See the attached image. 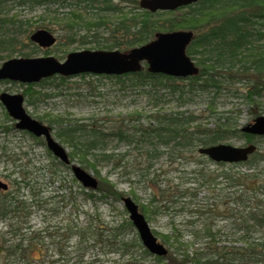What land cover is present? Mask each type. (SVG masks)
Wrapping results in <instances>:
<instances>
[{
  "label": "trees",
  "instance_id": "1",
  "mask_svg": "<svg viewBox=\"0 0 264 264\" xmlns=\"http://www.w3.org/2000/svg\"><path fill=\"white\" fill-rule=\"evenodd\" d=\"M8 1L27 6L55 3L58 6L66 5L67 12L59 13L56 9L53 15L61 26L59 28L67 32L63 38L73 41L77 37L80 45L94 42L95 45L89 49L127 51L152 40L159 32L184 29L193 33L186 54L194 60L198 73L184 78L187 80V88L177 83L183 78L151 73L145 62L136 72L117 76L85 73L76 75L80 78L116 80L123 87L135 88L142 95H150L149 100L153 99L155 107L162 100L163 94L160 91L165 87L182 103L188 102L185 100H189L196 91L211 92L213 98L221 91H229L231 94H240L247 103L254 105L257 111L252 112L253 114H258L259 107L264 104V0H198L173 11L154 13L141 9L138 6L139 0H0V56L3 58L10 57L17 51V45H20L16 40L17 33H25L22 29L23 22L2 12V5ZM43 27L51 29L47 24ZM19 54L28 55L23 52ZM70 78L54 75L39 83L53 84L55 87L65 84ZM22 85H25L23 93L28 99L39 94L34 89L37 83ZM208 108L207 115L189 109L166 111L155 108L144 115L136 111L127 114L128 119L125 116L123 119L110 120L106 126L99 124L97 120L89 123H64L60 117L42 119L47 121L52 131L57 126L55 138L69 148L70 161L77 158L83 169L90 168L94 171L98 180L97 187L88 190L82 187L84 199L120 201L126 196L125 193L101 176L97 169L100 161H112L116 158L115 153L109 150L112 142L141 149L145 155H149L160 148L174 152L184 151L185 148L195 151L199 146L226 142L233 136L244 138L246 143L254 139L253 135L243 132L236 121L229 117H218L212 126L204 123L202 119L215 112L211 102ZM36 140L45 146L43 138ZM58 162L70 168V165ZM215 164L224 167L223 170L217 173L209 170L202 174L205 178L200 185L213 183L217 187L219 180H223L226 187L232 189L226 193L228 199L221 204L207 202L203 206L204 210L196 209L197 215L207 217L197 225L194 219H188L186 225L193 227L189 237L178 230L155 233L166 244L167 254H151L126 218L109 228L96 223L78 228L77 223H69L65 226L67 234L66 237L63 234L64 240L80 234L79 241H86L85 248H79L80 257L77 256V261L72 264H82V261L84 264H264V147L257 148L244 162ZM239 166L243 169L237 168ZM154 191L155 189L149 203H139L141 212L147 218L155 214L154 204L157 200V203L173 200L170 196L174 192L169 189H158L156 193ZM3 193L4 199L10 202L0 203V213L5 215L9 210L16 213L25 209L26 204L17 199V192ZM57 197L63 205L75 198L71 191ZM31 200V204L37 203L35 195ZM10 206L12 209H9ZM158 207L160 205L156 209ZM218 213L233 218L237 231L232 233V237L220 239L219 231L209 222V217ZM19 231L16 228L13 230L15 234ZM261 231L263 234H259ZM44 238V235L34 230L26 231L15 243H9L10 239L0 237V258L4 260V264H9L5 261L12 256L21 259L24 264H41L42 257L47 255L43 247ZM89 239L91 242H88ZM56 246L58 258L67 259L66 246ZM89 247H97V251L90 252L92 257L85 260ZM114 252L119 256L117 259L105 262L99 258ZM53 262L54 260H50L48 264Z\"/></svg>",
  "mask_w": 264,
  "mask_h": 264
},
{
  "label": "rangeland",
  "instance_id": "2",
  "mask_svg": "<svg viewBox=\"0 0 264 264\" xmlns=\"http://www.w3.org/2000/svg\"><path fill=\"white\" fill-rule=\"evenodd\" d=\"M56 9L59 13L68 11L66 5L58 6L56 3L27 6L15 1L5 2L2 5V12L23 22L22 29L25 33L23 31L17 33L16 40L20 43L17 45V51L10 57L0 56V64L13 57L45 56V52L63 61L67 53L95 45L94 42L80 45L76 40L77 37H74L73 41L63 38L67 32L59 28L61 26L53 16ZM45 24L51 28L50 30L57 38L56 43L47 49L40 48L28 38L30 33ZM11 29L15 28L11 27ZM100 33L103 36L102 31ZM19 51L28 53V55L23 56L19 54ZM177 83L186 87L187 80L184 79ZM24 87L25 85L19 82H0V91L12 94L22 93ZM34 89L39 91V94L29 99L25 97L24 107L32 117L40 119L45 124L48 123L42 117H60L64 123L68 121L89 123L97 120L99 124L106 126L109 125L108 121L123 119L129 113L137 111L144 115L155 108H162L166 111L189 109L207 115L210 102L215 112L206 119H202L209 126H212L218 117H229L236 121L239 128L251 123L256 115H264V104L259 107L258 114H253L252 112L257 111L254 105L247 103L240 94H231L229 91H221L214 98L211 92L196 91V94L190 96L189 100H185L188 102L182 103L165 87L160 91L163 94L162 100L155 107L153 99L149 100L150 95H142L135 88L123 87L121 83L113 79L98 80L94 77L76 76L71 77L65 84H58L55 87L53 84L37 83ZM56 129L57 126H54L52 131L54 136ZM36 138L15 128L14 121L5 116V109L0 104V180L8 184V191L12 194L17 192V199L26 204L24 210L20 209L16 213L10 210L5 215L0 213V237L10 239L9 243H15L26 231H38L45 236L43 247L48 255L42 257L41 264H48L50 260H54L53 264H72L77 261V256L80 257L79 248H85L86 241H79L80 234H74L65 241L63 238V234L65 233V237L67 234L65 226L69 223H77V227L80 228L89 223H96L98 226L109 228L117 225L124 218L128 219V212L119 200L84 199L81 193L82 186L74 179L70 168L60 164L59 160L50 152L48 153V149L39 144ZM226 142L234 146H242L245 144V139L233 136ZM251 142L255 143L257 148L264 147V139L258 136L254 137ZM66 148L69 151V148ZM109 150L115 153L116 158L112 161H100L97 169L101 176L109 179L118 190L131 197L138 204L140 211L139 203L143 205L149 203L153 197V189L155 193L158 189H169L174 192V195L170 196L173 200L160 203H157L159 201L157 200L154 204L155 214L148 218L145 217L154 234L178 230L179 233L189 237L190 229L193 227L186 225L188 219H194L197 225L204 222L207 217L203 214L197 215L196 209L204 210L203 206L207 202L223 203L228 199L226 193L232 190L226 187L223 180H219L217 187L213 183L200 185L205 178L202 174L208 173L209 170L217 173L224 167L216 165L207 156L200 154L197 148L195 151L185 148L180 152L160 148L145 155L141 149L128 147L120 142H112L109 144ZM72 161L80 166L82 164L77 158ZM237 168L243 169L240 166ZM86 171L94 174L90 168ZM69 191L73 193L74 201L63 205V202L58 201L57 196L65 195ZM3 194V191H0V203H9L10 201L4 199ZM33 195L37 203L31 204ZM157 205H160V208L156 209ZM9 209H12V206ZM209 222L215 225V230L219 231L220 239L232 237V233L237 231L233 218L227 214L218 213V215L210 216ZM15 228L20 229L16 234L13 232ZM156 234L157 239L162 242ZM259 234H263V231ZM88 242L91 240L89 239ZM56 244L66 246L65 257L67 259L58 258ZM87 245L89 246V243ZM164 245L167 248L166 244ZM94 250L97 251V247L88 248L89 252L85 260L89 259V256L92 257L90 252ZM118 257V254L114 252L99 258L106 262V260L110 261ZM5 262L24 264L15 256ZM0 264H4L1 258Z\"/></svg>",
  "mask_w": 264,
  "mask_h": 264
},
{
  "label": "water",
  "instance_id": "3",
  "mask_svg": "<svg viewBox=\"0 0 264 264\" xmlns=\"http://www.w3.org/2000/svg\"><path fill=\"white\" fill-rule=\"evenodd\" d=\"M198 0H139L141 9L155 12L173 10L179 6L190 5ZM190 30H173L159 32L155 38L126 52L118 49H82L67 53L63 61L54 56L13 57L5 60L0 66V81L11 80L22 83L38 82L58 74L64 77L83 73L95 75H123L139 71L142 62L147 64L151 73H159L173 77H188L198 73L195 62L186 54V48L192 40ZM29 40L40 47H50L56 36L47 29L34 30ZM0 102L8 115L16 121L15 128L26 131L34 137H43L46 148L70 170L75 179L85 188L95 189L98 180L93 173L70 161L68 150L52 134L50 127L32 118L23 107V96L0 92ZM241 130L248 134L264 135V115H258L253 122L242 126ZM256 150V144L242 146L219 142L208 146H199L197 151L210 160L219 163H239L246 161ZM6 182L0 180V189H7ZM128 212V218L136 229L143 246L153 255H165L167 248L161 243L148 226L138 205L128 196L120 200Z\"/></svg>",
  "mask_w": 264,
  "mask_h": 264
},
{
  "label": "flooded vegetation",
  "instance_id": "4",
  "mask_svg": "<svg viewBox=\"0 0 264 264\" xmlns=\"http://www.w3.org/2000/svg\"><path fill=\"white\" fill-rule=\"evenodd\" d=\"M182 7H186V6H179V7H177L176 9H179V8H182ZM176 9H173V10H176ZM172 10V11H173ZM166 11V10H165ZM167 11H170V10H167ZM156 12V11H155ZM152 13H154V12H152ZM41 28H44V27H41ZM39 29V28H38ZM44 29H47V28H44ZM37 45V44H36ZM38 46V45H37ZM52 46V45H51ZM40 47V46H39ZM40 48H43V47H40ZM48 47H46V48H43V49H47ZM44 55L45 56H52V55H47V54H45L44 53ZM2 64V63H1ZM1 64H0V66H1ZM50 77H52V76H50ZM2 81H7V82H15V81H9V80H2ZM1 81V82H2ZM40 82V81H39ZM39 82H37V83H39ZM0 92H2V91H0ZM12 94V93H11ZM13 94H21L22 96H23V107H24V101H25V95H24V93L22 92V93H13ZM0 104L2 105V103L0 102ZM3 106V105H2ZM3 108H4V106H3ZM5 109V108H4ZM24 109H25V107H24ZM26 110V109H25ZM27 112V111H26ZM28 113V112H27ZM29 114V113H28ZM30 115V114H29ZM5 116H7V118L9 117L11 120H13L14 121V127H15V123H16V121L14 120V119H12L9 115H8V113H7V111L5 110ZM31 116V115H30ZM32 117V116H31ZM32 118H34V117H32ZM34 119H36V120H38L39 122H41V123H43L40 119H37V118H34ZM43 124H45V123H43ZM45 125H47V124H45ZM48 126V125H47ZM28 133V132H27ZM53 133V132H52ZM28 134H30V133H28ZM31 135V134H30ZM32 136V135H31ZM32 137H34V136H32ZM8 185V184H7ZM0 191H3V192H6V191H8V188L7 189H0Z\"/></svg>",
  "mask_w": 264,
  "mask_h": 264
}]
</instances>
